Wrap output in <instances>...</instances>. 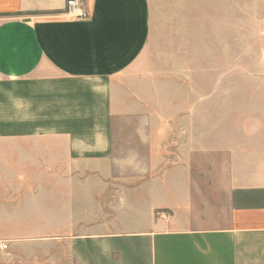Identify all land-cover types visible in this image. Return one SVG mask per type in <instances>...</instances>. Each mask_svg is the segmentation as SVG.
I'll use <instances>...</instances> for the list:
<instances>
[{"label": "crops", "instance_id": "1", "mask_svg": "<svg viewBox=\"0 0 264 264\" xmlns=\"http://www.w3.org/2000/svg\"><path fill=\"white\" fill-rule=\"evenodd\" d=\"M66 1L0 0V264H264L242 13Z\"/></svg>", "mask_w": 264, "mask_h": 264}, {"label": "rangeland", "instance_id": "2", "mask_svg": "<svg viewBox=\"0 0 264 264\" xmlns=\"http://www.w3.org/2000/svg\"><path fill=\"white\" fill-rule=\"evenodd\" d=\"M229 10H238L243 15L244 88L246 90L263 88L264 0H229Z\"/></svg>", "mask_w": 264, "mask_h": 264}, {"label": "built area", "instance_id": "3", "mask_svg": "<svg viewBox=\"0 0 264 264\" xmlns=\"http://www.w3.org/2000/svg\"><path fill=\"white\" fill-rule=\"evenodd\" d=\"M66 13L69 17L75 20H86L88 19V13L84 9L80 0H67L66 1ZM6 249L4 244L0 245V250Z\"/></svg>", "mask_w": 264, "mask_h": 264}]
</instances>
